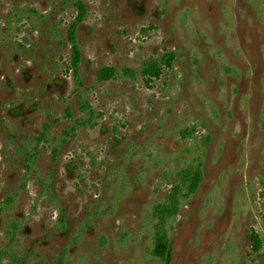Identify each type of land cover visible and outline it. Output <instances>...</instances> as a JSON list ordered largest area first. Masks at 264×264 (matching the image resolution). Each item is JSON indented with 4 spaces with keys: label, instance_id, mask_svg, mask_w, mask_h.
<instances>
[{
    "label": "rangeland",
    "instance_id": "1",
    "mask_svg": "<svg viewBox=\"0 0 264 264\" xmlns=\"http://www.w3.org/2000/svg\"><path fill=\"white\" fill-rule=\"evenodd\" d=\"M0 264H264V0H0Z\"/></svg>",
    "mask_w": 264,
    "mask_h": 264
},
{
    "label": "trees",
    "instance_id": "2",
    "mask_svg": "<svg viewBox=\"0 0 264 264\" xmlns=\"http://www.w3.org/2000/svg\"><path fill=\"white\" fill-rule=\"evenodd\" d=\"M85 8L82 7V11L84 12ZM83 17H80V20L82 21ZM73 32L71 33L70 39L73 43H75L74 35H75V27H73ZM81 59V52L78 47L74 46L73 48V62L75 65H79ZM172 60V57H171ZM154 67H151L150 70H153ZM114 71L113 70H105L99 75V79L101 81H105L107 79L112 78ZM181 177L184 181V183L189 184V191L190 193L194 194L197 191V188L199 187L200 183L202 182L203 179V174L201 171H186L181 174ZM174 197L171 198L172 201H174ZM159 215L161 217H164L168 214L175 213V206L174 203L169 204V205H163L159 207ZM169 249V238L167 236V233L163 230L160 229L157 232L156 235V243H155V250H154V256L161 259L165 260L167 253Z\"/></svg>",
    "mask_w": 264,
    "mask_h": 264
}]
</instances>
